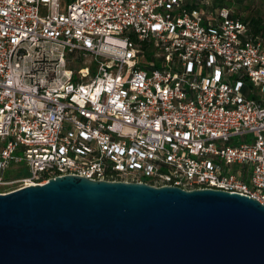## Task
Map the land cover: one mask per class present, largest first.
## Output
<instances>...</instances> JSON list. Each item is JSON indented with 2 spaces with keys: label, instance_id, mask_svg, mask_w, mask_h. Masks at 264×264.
I'll list each match as a JSON object with an SVG mask.
<instances>
[{
  "label": "built area",
  "instance_id": "1",
  "mask_svg": "<svg viewBox=\"0 0 264 264\" xmlns=\"http://www.w3.org/2000/svg\"><path fill=\"white\" fill-rule=\"evenodd\" d=\"M204 2L0 0V194L77 175L264 206V36Z\"/></svg>",
  "mask_w": 264,
  "mask_h": 264
},
{
  "label": "water",
  "instance_id": "2",
  "mask_svg": "<svg viewBox=\"0 0 264 264\" xmlns=\"http://www.w3.org/2000/svg\"><path fill=\"white\" fill-rule=\"evenodd\" d=\"M0 264H264V206L63 175L0 194Z\"/></svg>",
  "mask_w": 264,
  "mask_h": 264
},
{
  "label": "rangeland",
  "instance_id": "3",
  "mask_svg": "<svg viewBox=\"0 0 264 264\" xmlns=\"http://www.w3.org/2000/svg\"><path fill=\"white\" fill-rule=\"evenodd\" d=\"M213 0H209L212 2ZM69 0H62V10H65L66 4ZM217 4H224L225 7L230 8L234 14L239 16L242 19H249L250 17L261 16L264 21V0H218ZM40 14H43V11H40ZM251 138V134L249 135ZM242 141L239 136L234 137L233 143H238ZM18 173L24 175L27 173V167L25 163H21L18 167ZM13 175L12 173H9Z\"/></svg>",
  "mask_w": 264,
  "mask_h": 264
},
{
  "label": "trees",
  "instance_id": "4",
  "mask_svg": "<svg viewBox=\"0 0 264 264\" xmlns=\"http://www.w3.org/2000/svg\"><path fill=\"white\" fill-rule=\"evenodd\" d=\"M218 0H213L212 2H210V5H205V2L203 4L204 7H211V8H220V7H225L224 4H217ZM193 6H198V3H196ZM242 19V18H241ZM244 21H246L245 19H242ZM250 27V31L252 32L253 35H263L264 36V21L263 18L261 16L258 17H250L249 19H247L246 21ZM144 47V45H143ZM139 67L142 68H147L145 65H143V63L139 64Z\"/></svg>",
  "mask_w": 264,
  "mask_h": 264
}]
</instances>
